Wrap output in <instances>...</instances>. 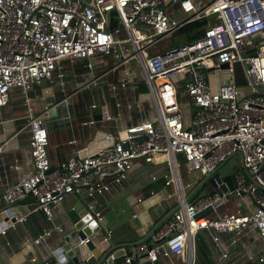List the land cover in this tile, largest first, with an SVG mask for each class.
I'll return each mask as SVG.
<instances>
[{
    "label": "built area",
    "instance_id": "built-area-1",
    "mask_svg": "<svg viewBox=\"0 0 264 264\" xmlns=\"http://www.w3.org/2000/svg\"><path fill=\"white\" fill-rule=\"evenodd\" d=\"M204 16L210 17V22L202 36L160 48L165 36ZM121 31L126 34L121 35ZM106 54L113 55V68L131 58L136 60L156 116L127 125L123 133L106 131L102 138L111 136L110 142L99 145L96 139V148L86 153L88 141L83 155L69 156L52 166L43 112H35L28 104V90L35 82L51 79L55 72L64 77L63 59H85L91 83L98 76L91 70L96 57ZM236 60L242 63L247 78L243 91L233 81L232 62ZM224 61L228 66L221 68ZM209 67L223 70L224 77L216 87L209 81ZM134 74L125 68L124 77L110 82L109 88L125 86ZM178 86L194 106L187 123ZM14 87L20 89L28 105L23 127L29 132L31 166L2 193L7 206L0 211L8 219H0V233L24 220L25 213L16 215L9 208L26 196L37 202L31 210H41L50 218L53 206L74 192L87 200L84 206L95 225L102 224L96 196L112 183H120L137 159L167 158L178 182L177 153L184 163L190 162L192 168L205 174L229 153L240 152L244 167L233 165L232 188L208 190L189 199H184L179 188V206L156 226L151 240L139 243L133 254L123 249V257L115 264H131L134 255L143 252L152 264H158L160 254L193 252L194 234L199 229H206L217 246L216 264H234L229 245L247 228L261 237L263 248L257 259L264 261V0H0V108ZM101 106L106 107L105 101ZM162 177L166 184L171 180L166 172ZM242 191L251 199L248 210L218 211L228 193ZM104 229L103 238L107 239L112 229ZM50 230L46 227L36 236L26 237L22 248L32 253L34 244ZM221 233L229 234L226 246L221 245ZM66 234L69 230L50 248L48 257L67 242ZM88 238L80 237L79 243ZM30 259L35 255L30 254Z\"/></svg>",
    "mask_w": 264,
    "mask_h": 264
},
{
    "label": "crops",
    "instance_id": "crops-1",
    "mask_svg": "<svg viewBox=\"0 0 264 264\" xmlns=\"http://www.w3.org/2000/svg\"><path fill=\"white\" fill-rule=\"evenodd\" d=\"M64 60H62L64 77H59L55 72L51 79L35 82L28 90V104L35 112H43V123L48 133L47 155L52 166L69 156L82 155L85 151L83 146L98 129L113 134L123 133L127 125L143 118L156 116L148 84L141 73L139 75L136 73L135 65L138 63L134 58L113 68L112 54L97 56L91 70L98 76L91 83H88L92 76L85 59L72 62L66 59V63ZM125 68L132 69L135 74L128 78L125 86H119L115 90L110 89L108 84L124 77ZM216 69H220V72H215ZM210 73H213V76ZM223 77L221 68H208V78L213 87H216ZM141 82H145V90H137ZM179 82L177 80L178 84ZM177 95L183 121L187 123L194 106L181 86H178ZM72 96L73 102L68 101ZM103 101L106 107L101 106ZM91 103L96 105L92 106ZM27 106L20 89L14 87L7 103L0 108V210L7 206V201L2 197L3 191L24 176L31 166L29 132L23 127ZM106 113L110 116L106 117ZM176 160L178 182L173 177V165L167 158L158 156L148 161L137 159L133 168L120 183H112L105 193L96 196V203L103 213V226L112 229L111 236L114 242H130L128 246L131 254L139 243L151 240L153 232L150 231L154 224L175 205V202L177 204L178 189L186 194L202 178L201 172L197 169L191 171L190 169L194 168H189L187 163H184L181 153L176 154ZM14 163L20 166L16 167ZM183 164H186L188 170L181 174L180 165ZM142 165L145 167L143 168ZM164 172L171 178L167 184L162 177ZM214 188L220 189L207 182L200 188V193ZM231 194L236 195L235 204H230ZM32 199V196H26L21 203H28ZM80 199L82 202L86 200L74 192H69L53 206L50 218L41 210H29L24 214V220L14 226H8L4 233H0V264L43 263L51 253L50 248L58 245L62 235L72 227L67 211ZM250 200L247 194L228 193L226 200L221 202L217 209L218 211L237 208L248 210ZM46 227L51 229L49 235L34 244L32 253L26 252V249L22 248V241L26 237L36 236ZM228 235L221 233L222 246L228 244ZM134 241L140 242L133 245ZM229 247L234 264L264 263L257 259L263 246L261 237L254 230L245 229L239 240ZM217 251V246L207 230L199 229L194 234L193 252L184 250L178 254H160L157 262L158 264H188V262L216 264ZM30 254L35 255L34 260L30 259ZM122 257L123 254L116 256L113 264ZM134 258L143 261L139 254L134 255ZM98 264L108 263L101 261Z\"/></svg>",
    "mask_w": 264,
    "mask_h": 264
},
{
    "label": "water",
    "instance_id": "water-1",
    "mask_svg": "<svg viewBox=\"0 0 264 264\" xmlns=\"http://www.w3.org/2000/svg\"><path fill=\"white\" fill-rule=\"evenodd\" d=\"M219 66L221 68L227 67L228 62H221ZM232 69L233 81L238 85L245 84L247 82V78L242 63L238 60L232 62ZM43 80L44 79H42L41 81ZM106 134V131L98 129L95 132V135L89 140L90 144L87 146L86 153L91 152L96 148V144L93 143L96 139H99V145H103L110 142L112 139L111 136H108L105 139L102 138ZM234 164L241 165L242 167H244L243 157L240 152L229 153L219 163L217 167L203 174L202 178L198 180L196 184L186 194L183 195L184 199H189L207 182H210L212 185L220 187L222 191H226L227 187L232 188V167ZM187 166L189 168H192L190 162L187 163ZM249 177L258 186H261L251 175H249ZM242 193L244 194V191H242ZM35 206H37V202L30 201L28 203L14 204L9 209L12 210L14 214L20 215L22 213H27ZM178 206V203L175 204L167 213H165L154 224L150 233L153 232L156 226L167 216H169L171 212L175 210ZM209 209L210 208H208L207 211ZM13 213H10V215H12ZM67 213L72 223V227L69 229V234L65 235L67 242H64L60 247H57L54 254L48 257V259L46 261H43V263L41 264H98L101 261H105L108 264H113L114 260L111 257L112 255L119 256L123 253V249H125V251L128 253L130 252L128 246V243L130 242L116 243L113 241L112 236H109L107 239L103 238V236L105 235V229L103 224L99 223L95 225L96 220L92 217L91 213L87 211L81 199L78 200L70 209H68ZM6 216L7 215H4V211H0V219H5ZM85 236H88L89 238L86 241L79 243V238H83ZM140 241H134L133 245L139 243ZM148 245L150 246L151 244ZM61 250L65 251L62 252ZM145 254L146 252L139 254V257L143 258V261L140 262L133 257L131 260V264H152V262L145 257Z\"/></svg>",
    "mask_w": 264,
    "mask_h": 264
},
{
    "label": "trees",
    "instance_id": "trees-1",
    "mask_svg": "<svg viewBox=\"0 0 264 264\" xmlns=\"http://www.w3.org/2000/svg\"><path fill=\"white\" fill-rule=\"evenodd\" d=\"M209 22H210V17L208 16L192 19L190 21L185 22L178 29H176L174 32L170 34L168 44L166 45L160 44V48L173 46L182 41H188L202 36L204 34V29L208 26ZM112 24L113 23H110V26H112ZM64 62L65 63L67 62L66 59L64 60ZM142 89L143 90L146 89L145 82H141L137 88V90H142ZM215 189L216 188L211 190H215ZM200 190L201 189L195 192L192 197L200 193ZM174 204H176V202ZM197 246L198 245L196 244V247Z\"/></svg>",
    "mask_w": 264,
    "mask_h": 264
},
{
    "label": "rangeland",
    "instance_id": "rangeland-1",
    "mask_svg": "<svg viewBox=\"0 0 264 264\" xmlns=\"http://www.w3.org/2000/svg\"><path fill=\"white\" fill-rule=\"evenodd\" d=\"M122 34L125 35L126 33L123 31ZM168 41H169V35L165 36V37L160 41V44H161V45H166V44H168ZM135 70H136V73L139 75V74H140V70H141L139 64L135 65ZM214 71H215V72H220V69H216V70H214ZM211 72H212V71H211ZM210 74H212L211 76H213V73H210ZM240 88H241V90L243 91L244 89H247V85H246V84H242V85H240ZM73 100H74V97H73V96L70 97V98L68 99V101H71V102H73ZM179 160H180V158H179ZM142 167L144 168L145 165H142ZM186 170H188L186 164L180 165V172H181V174H184V172H185ZM190 170H191V171H192V170H193V171H196V169H190ZM136 176H138V175L136 174ZM234 196H236V195H232V194L230 195V197H231V202H230V204H235L234 202H235L236 198H234ZM263 264H264V263H263Z\"/></svg>",
    "mask_w": 264,
    "mask_h": 264
},
{
    "label": "clouds",
    "instance_id": "clouds-1",
    "mask_svg": "<svg viewBox=\"0 0 264 264\" xmlns=\"http://www.w3.org/2000/svg\"><path fill=\"white\" fill-rule=\"evenodd\" d=\"M192 196H193V195H192ZM192 196H191V197H192ZM191 197H190V198H191Z\"/></svg>",
    "mask_w": 264,
    "mask_h": 264
}]
</instances>
